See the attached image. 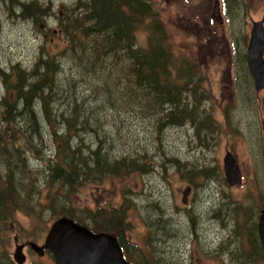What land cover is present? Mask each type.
<instances>
[{
	"label": "rangeland",
	"instance_id": "rangeland-1",
	"mask_svg": "<svg viewBox=\"0 0 264 264\" xmlns=\"http://www.w3.org/2000/svg\"><path fill=\"white\" fill-rule=\"evenodd\" d=\"M216 1L150 0L163 24L168 49L177 60L184 59L199 71L201 82L194 92L200 94L199 104L207 120H187L182 126L157 127L158 120L143 107L131 103L124 94L118 97L110 83L109 90L98 83L96 70L85 72V63L79 67L71 60L74 49H65L67 36L62 30L75 16L64 13L76 0H40L50 3L51 15L37 21L0 11V70L8 71L15 64L28 70L39 60L53 57L60 64L54 68L60 69L56 79L61 91L52 108L69 115L74 100L77 104L91 102L84 107L93 112L83 120L101 119L96 133L89 136L87 132L81 136L83 140L95 147L90 139L104 136L107 146L117 150L112 155L130 152L149 162L145 172L109 177L100 183L90 179L91 183H85L73 196L67 210L82 216L99 206L114 209L123 204L128 226L125 236L135 247L128 255L135 263L264 264L257 230L264 209V135L259 110L264 90L255 93L246 56L252 21L264 20V0H221V4L226 3L227 15L220 9L208 33L203 20L210 22V17L204 11L209 7L211 13ZM135 37L138 46L144 45L142 28L135 31ZM112 67L117 70L114 64ZM99 73L106 75L107 70ZM2 93L0 73V97ZM192 96L190 92L184 96L188 106L193 103L189 100ZM56 130L62 132L61 123ZM227 151L242 175L240 183L233 186L225 180L223 158ZM38 153L27 154L25 159L37 178L44 180L42 167L51 152L44 147L43 155L36 159ZM187 169L205 171L188 179ZM199 174H204V179ZM39 182L35 179V184ZM62 197L58 195L56 200ZM31 199L37 213L27 217L18 212L14 222H9L8 255L12 257L15 245L22 244L23 264H54L50 250L38 255L30 243L44 244L57 215L47 205L42 206L45 198L41 195L33 192ZM253 218L256 231L253 228L250 233L248 221ZM254 237L261 251L250 245Z\"/></svg>",
	"mask_w": 264,
	"mask_h": 264
},
{
	"label": "trees",
	"instance_id": "trees-1",
	"mask_svg": "<svg viewBox=\"0 0 264 264\" xmlns=\"http://www.w3.org/2000/svg\"><path fill=\"white\" fill-rule=\"evenodd\" d=\"M1 2L5 6H0V11L14 17L37 21L51 15L50 3L43 4L40 0ZM70 13L75 16L62 30L67 36L65 49H74L71 60L79 67L85 63V72L96 70L98 83L107 90L110 83L118 97L124 94L131 103L143 107L147 114L158 120L157 127L158 124L182 126L183 121L199 122L200 118L203 122L207 120L199 104L200 94L194 92L201 82L199 71L186 60H177L168 49L163 24L157 19L150 0H76L64 15ZM141 28L146 41L138 46L135 31ZM77 45L81 47L79 53L76 52ZM112 64L117 70H113ZM58 65L53 57L48 56L28 70L18 64L8 71L0 70L3 87L0 97V264H15L6 249L9 246V222H14L18 212L27 217L37 213L35 209L38 207L33 206L31 199L33 192L45 198L41 201L42 206L47 205L52 214L57 215L55 219L66 216L91 231L115 235L125 258L132 264H140L128 255L130 248L134 250L135 247L127 243L125 236L128 226L125 227L123 204L114 209L99 206L91 210L92 214L86 212L82 216L71 210V213L67 212L73 196L85 183H91L90 179L100 183L109 177L145 172L149 162H142L140 155L128 151L129 154L123 153L120 157L112 155L117 150L107 146L104 136L90 139L95 147H91L86 138L83 140L81 136L87 132L89 136L96 133L101 119L83 120L93 112L84 107L91 102L81 100L77 104L74 100L68 109L69 115L52 108L61 91L56 79L60 69L54 68ZM104 68L106 75L99 73ZM124 74L126 76L122 79ZM189 92L193 95L189 97L193 102L190 106L184 98ZM114 105L118 106L117 103ZM259 110L264 135V93ZM60 123L61 133L56 130ZM111 139L114 136L111 135ZM44 147L51 155L43 163L44 180H41L37 178V172L30 169L25 157L40 152L35 157L39 159ZM204 171L187 169L186 175L191 179L192 174ZM199 175L204 179V174ZM35 179L40 180L39 184H35ZM58 195L63 196L60 201L56 200ZM121 195L124 198L123 191ZM128 208L127 205L126 210ZM248 222L249 232L253 228L256 231V219ZM250 242L252 247L261 251L256 237L250 238Z\"/></svg>",
	"mask_w": 264,
	"mask_h": 264
},
{
	"label": "water",
	"instance_id": "water-1",
	"mask_svg": "<svg viewBox=\"0 0 264 264\" xmlns=\"http://www.w3.org/2000/svg\"><path fill=\"white\" fill-rule=\"evenodd\" d=\"M246 56L253 87L258 95L264 89V20L252 21ZM223 163L227 184L233 186L240 183L241 171L229 151L226 152ZM257 230L264 261V209L260 211ZM15 246L13 261L23 264V245ZM30 246L38 255H42L45 249L50 250L54 264H131L124 259L121 247L112 234L94 233L68 217L57 218L51 223L44 244L30 243Z\"/></svg>",
	"mask_w": 264,
	"mask_h": 264
},
{
	"label": "flooded vegetation",
	"instance_id": "flooded-vegetation-1",
	"mask_svg": "<svg viewBox=\"0 0 264 264\" xmlns=\"http://www.w3.org/2000/svg\"><path fill=\"white\" fill-rule=\"evenodd\" d=\"M220 1L221 0H218V1L215 2L214 7H213L214 11L212 10L213 12L211 11V13H209V11H210V10H208L209 7L206 8L205 11H204L207 14V17H210V22H207L206 19L203 20L206 30L212 31V29L214 28L213 24L216 23V21H214V19H218L219 16H220V13H219L220 9H222L223 13L225 15H227L226 3L225 4H221ZM217 2H218V4H217ZM216 9L218 10V12L216 11Z\"/></svg>",
	"mask_w": 264,
	"mask_h": 264
}]
</instances>
